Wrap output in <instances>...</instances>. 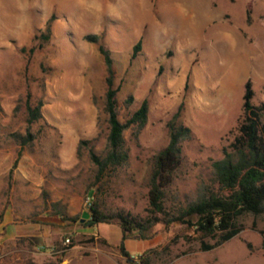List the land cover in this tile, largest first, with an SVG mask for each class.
<instances>
[{"label":"rangeland","instance_id":"374dc122","mask_svg":"<svg viewBox=\"0 0 264 264\" xmlns=\"http://www.w3.org/2000/svg\"><path fill=\"white\" fill-rule=\"evenodd\" d=\"M33 3L37 7L21 41L0 42V264H51L60 254L61 264H134L118 250L121 231L115 222L82 225L87 202L97 187L94 198L102 209L142 220L152 215L149 159L166 145L165 123L179 104L180 120L192 138L181 142L165 211L193 197L200 181H209L211 161L222 157V148L237 133L247 80L251 102H264V0ZM48 19V39L34 38ZM98 44L109 51L115 69L119 119L143 99L148 109L136 137L130 128L123 131L127 166L89 191L94 166L87 147L76 155V146L89 140L100 153L105 144V123L98 120L105 67ZM27 92L42 98L45 134L22 149L8 175L18 150L9 133L24 130ZM128 95L131 103L123 108ZM57 209L76 220H61L54 215ZM240 221L236 235L205 251L184 237L191 230L178 222L154 223L147 238L132 230L123 243L132 259L154 249L151 264H264V215L246 214Z\"/></svg>","mask_w":264,"mask_h":264},{"label":"trees","instance_id":"16d2710c","mask_svg":"<svg viewBox=\"0 0 264 264\" xmlns=\"http://www.w3.org/2000/svg\"><path fill=\"white\" fill-rule=\"evenodd\" d=\"M49 33L50 19L46 21L45 30L34 38L47 40ZM88 38L92 42L97 40L95 36ZM38 46L41 47L42 43L40 42ZM139 48L138 40L132 47V57ZM97 49L105 67L104 92L101 104L98 106L99 124L105 123V144L100 153H96L92 146L87 145L89 140L80 139L76 146V155H79L81 147H87L88 158L94 166L93 182L88 187L89 191L106 175H113L127 166L129 153L123 131L130 128L133 136L136 137L146 122L148 109L147 101L143 99L135 110L127 113L123 120L119 119L118 87L114 86L115 69L109 51L101 44H98ZM19 50L24 52L25 47L21 46ZM28 50L31 52L34 48L30 47ZM252 96L251 84L247 80L244 83L241 118L236 126L237 133L232 141L222 148V157L211 161L209 181H200L193 197L174 206L171 212L165 211L166 193L181 162V142L192 138L191 130L180 120L181 104H179L165 123L168 131L166 145L149 159L146 183L148 209L152 215L142 220L122 210H104L94 198L96 187L91 195V201L87 202V215L82 225L94 226L98 223L115 222L121 231L117 245L120 253L134 264H151V253L154 249L143 251L136 259L129 258L130 253L123 242L132 230H138L140 238H147L154 223L162 221L168 225L178 222L191 230V234L184 237L197 240L199 249L205 251L236 235L242 229L240 220L244 215L250 214L254 217L264 215V102L253 104ZM131 99L130 95L123 99V108L129 106ZM42 105V98H33L30 92L25 94L24 130L9 133L18 150L8 175H11L16 166L22 149L31 147L45 134L41 123ZM157 214H164L166 217L158 218ZM54 215L61 220H76L75 216L67 217L59 209L54 211ZM80 218L77 217V220L79 221ZM261 246L264 248V239L261 241ZM61 261L60 254L56 257V262L51 264H61Z\"/></svg>","mask_w":264,"mask_h":264},{"label":"clouds","instance_id":"9594fccd","mask_svg":"<svg viewBox=\"0 0 264 264\" xmlns=\"http://www.w3.org/2000/svg\"><path fill=\"white\" fill-rule=\"evenodd\" d=\"M37 7L33 0H0V42H18L30 27L31 11Z\"/></svg>","mask_w":264,"mask_h":264},{"label":"built area","instance_id":"2783aa9c","mask_svg":"<svg viewBox=\"0 0 264 264\" xmlns=\"http://www.w3.org/2000/svg\"><path fill=\"white\" fill-rule=\"evenodd\" d=\"M65 240L68 241V238H66Z\"/></svg>","mask_w":264,"mask_h":264},{"label":"water","instance_id":"95a60500","mask_svg":"<svg viewBox=\"0 0 264 264\" xmlns=\"http://www.w3.org/2000/svg\"><path fill=\"white\" fill-rule=\"evenodd\" d=\"M81 220H84V219H81Z\"/></svg>","mask_w":264,"mask_h":264}]
</instances>
